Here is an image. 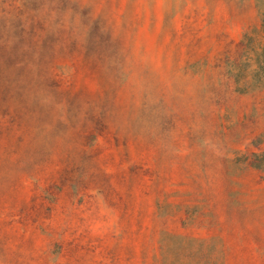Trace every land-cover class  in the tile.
Returning a JSON list of instances; mask_svg holds the SVG:
<instances>
[{
    "label": "rangeland",
    "instance_id": "1",
    "mask_svg": "<svg viewBox=\"0 0 264 264\" xmlns=\"http://www.w3.org/2000/svg\"><path fill=\"white\" fill-rule=\"evenodd\" d=\"M73 1L0 0V264H264V0Z\"/></svg>",
    "mask_w": 264,
    "mask_h": 264
},
{
    "label": "trees",
    "instance_id": "2",
    "mask_svg": "<svg viewBox=\"0 0 264 264\" xmlns=\"http://www.w3.org/2000/svg\"><path fill=\"white\" fill-rule=\"evenodd\" d=\"M12 4L13 15L10 19L16 33H43L40 17L43 13L48 11V14L57 15L58 10L62 11L66 6L74 10L81 6L78 1L73 0H12ZM99 27L98 21H87L85 33H99ZM62 31V28L57 26L55 33Z\"/></svg>",
    "mask_w": 264,
    "mask_h": 264
}]
</instances>
